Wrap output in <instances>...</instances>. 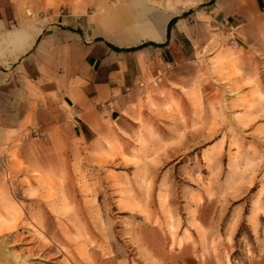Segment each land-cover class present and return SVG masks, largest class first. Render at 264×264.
<instances>
[{
    "label": "rangeland",
    "instance_id": "obj_1",
    "mask_svg": "<svg viewBox=\"0 0 264 264\" xmlns=\"http://www.w3.org/2000/svg\"><path fill=\"white\" fill-rule=\"evenodd\" d=\"M125 1L0 4L34 20ZM169 76L131 135L21 136L0 179V264H264V49L213 29Z\"/></svg>",
    "mask_w": 264,
    "mask_h": 264
},
{
    "label": "crops",
    "instance_id": "obj_2",
    "mask_svg": "<svg viewBox=\"0 0 264 264\" xmlns=\"http://www.w3.org/2000/svg\"><path fill=\"white\" fill-rule=\"evenodd\" d=\"M204 3L196 11L190 0H126L34 20L18 4H0V179L21 136L34 130L66 129L85 144L131 135L153 84L193 63L210 30L264 49V0Z\"/></svg>",
    "mask_w": 264,
    "mask_h": 264
},
{
    "label": "built area",
    "instance_id": "obj_3",
    "mask_svg": "<svg viewBox=\"0 0 264 264\" xmlns=\"http://www.w3.org/2000/svg\"><path fill=\"white\" fill-rule=\"evenodd\" d=\"M33 133H35V132H33ZM36 134V133H35Z\"/></svg>",
    "mask_w": 264,
    "mask_h": 264
}]
</instances>
